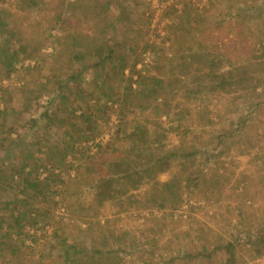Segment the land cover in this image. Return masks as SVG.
<instances>
[{
  "label": "rangeland",
  "instance_id": "obj_1",
  "mask_svg": "<svg viewBox=\"0 0 264 264\" xmlns=\"http://www.w3.org/2000/svg\"><path fill=\"white\" fill-rule=\"evenodd\" d=\"M2 233L0 264H264V0H0Z\"/></svg>",
  "mask_w": 264,
  "mask_h": 264
},
{
  "label": "trees",
  "instance_id": "obj_2",
  "mask_svg": "<svg viewBox=\"0 0 264 264\" xmlns=\"http://www.w3.org/2000/svg\"><path fill=\"white\" fill-rule=\"evenodd\" d=\"M62 23H66V20H64ZM76 49L82 52V57L81 60H85L87 58H92L91 61H89L91 66H100L103 64L108 58H110L113 54V48L112 46L105 40L103 39H98V37L92 36L88 40H80V44L76 45ZM219 62L216 61L215 59L210 61V70H209V75L212 78H219L218 82L220 84H225L229 83V81L233 77V70H227L224 72L219 71ZM239 69V67H238ZM219 75V76H218ZM176 156V155H175ZM169 156L168 155H162L161 157L157 158L155 166L158 167L160 171H164L167 168H169L170 163H169ZM127 177L131 178L132 175H127ZM95 185V197L98 203H102L104 200L108 199H114L115 194L112 195V192H116L115 189H117L121 183H118L116 181L115 176H99L98 180L96 181ZM37 212V211H36ZM19 217L13 216L12 222L14 225H19ZM33 223L38 224L39 222L37 219L33 221ZM5 233H2L0 235V241L1 240H6L7 238L4 235ZM9 239V238H8ZM10 240V239H9ZM15 240H19L16 238ZM61 243L64 245L62 240H60ZM12 243V241H11ZM72 249L74 252H76L75 248L72 246ZM13 250H17L18 252L20 251L19 245L14 248ZM98 249H94V251H97ZM103 259L102 261H94L95 258L92 257V262H97V264H112L113 261V256L111 255V251H108L106 255H102ZM75 259H79L77 256ZM101 262V263H100Z\"/></svg>",
  "mask_w": 264,
  "mask_h": 264
}]
</instances>
